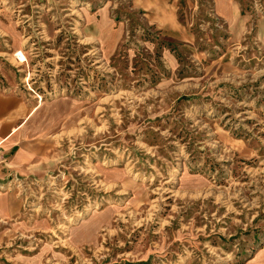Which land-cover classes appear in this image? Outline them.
Wrapping results in <instances>:
<instances>
[{
  "label": "rangeland",
  "instance_id": "374dc122",
  "mask_svg": "<svg viewBox=\"0 0 264 264\" xmlns=\"http://www.w3.org/2000/svg\"><path fill=\"white\" fill-rule=\"evenodd\" d=\"M235 1L230 24L215 0H0V91L69 117L45 179L4 189L31 224L0 218V264H264V0Z\"/></svg>",
  "mask_w": 264,
  "mask_h": 264
},
{
  "label": "crops",
  "instance_id": "0c3cea01",
  "mask_svg": "<svg viewBox=\"0 0 264 264\" xmlns=\"http://www.w3.org/2000/svg\"><path fill=\"white\" fill-rule=\"evenodd\" d=\"M215 1L217 13L226 22L234 24L239 20V6L235 0ZM97 14L101 16L98 25L106 24L103 8ZM171 18V15H155L152 20L165 25L168 22L171 24ZM93 19L96 17H88L89 21ZM61 104L62 101H53L41 105L20 92L0 91V146L7 156V164L0 165V184L9 185V180L14 178L22 182L44 180L52 165L60 162L65 153L61 133L69 130V117L67 113L64 116L60 113ZM61 123L65 128H60ZM24 215L19 197L13 191L0 190V218L14 219L18 226H27L31 222ZM107 222L108 214L105 211L92 213L85 221L71 228L69 243L73 247L94 244L99 230ZM32 260L38 263V257H32Z\"/></svg>",
  "mask_w": 264,
  "mask_h": 264
},
{
  "label": "built area",
  "instance_id": "2783aa9c",
  "mask_svg": "<svg viewBox=\"0 0 264 264\" xmlns=\"http://www.w3.org/2000/svg\"><path fill=\"white\" fill-rule=\"evenodd\" d=\"M6 164H7V156L4 152V150L2 149V147L0 146V165H6ZM13 181H19V180L17 178L9 180L10 183H12ZM6 186L7 185L0 184V190H2V189L4 190L6 188Z\"/></svg>",
  "mask_w": 264,
  "mask_h": 264
},
{
  "label": "bare ground",
  "instance_id": "6f19581e",
  "mask_svg": "<svg viewBox=\"0 0 264 264\" xmlns=\"http://www.w3.org/2000/svg\"><path fill=\"white\" fill-rule=\"evenodd\" d=\"M182 35V34H181ZM182 37V36H181ZM218 131V130H217ZM225 131V130H224ZM223 131V132H224ZM221 132V131H220ZM226 134V133H225ZM229 136V135H228ZM220 137V136H219ZM223 140V139H222ZM226 140V139H225ZM235 144V143H234ZM229 145V144H228ZM230 146V145H229ZM242 146V145H241ZM240 147V146H239ZM236 149V148H235ZM131 184V183H130ZM133 185V184H132ZM92 212H95L96 210L95 209H93V210H91ZM92 214V213H91Z\"/></svg>",
  "mask_w": 264,
  "mask_h": 264
}]
</instances>
